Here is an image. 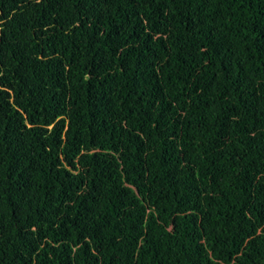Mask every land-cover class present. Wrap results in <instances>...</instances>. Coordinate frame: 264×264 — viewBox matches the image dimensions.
<instances>
[{"label": "trees", "instance_id": "16d2710c", "mask_svg": "<svg viewBox=\"0 0 264 264\" xmlns=\"http://www.w3.org/2000/svg\"><path fill=\"white\" fill-rule=\"evenodd\" d=\"M0 264H264V0H0Z\"/></svg>", "mask_w": 264, "mask_h": 264}]
</instances>
